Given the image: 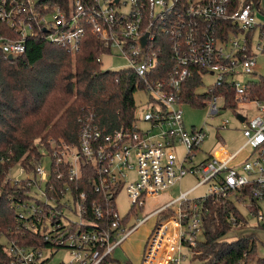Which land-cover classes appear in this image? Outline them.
I'll list each match as a JSON object with an SVG mask.
<instances>
[{
    "label": "built area",
    "instance_id": "2783aa9c",
    "mask_svg": "<svg viewBox=\"0 0 264 264\" xmlns=\"http://www.w3.org/2000/svg\"><path fill=\"white\" fill-rule=\"evenodd\" d=\"M0 20L18 36L0 38V59L23 56L33 39L75 54L90 32L107 49L97 61L102 64V56L118 52L129 62L122 70L134 72L147 98V109L132 127L105 135L95 115L85 114L79 119L78 144L51 140L55 143L38 147L37 160L18 164L9 181L21 195H10L9 201L21 239L4 245L10 264H115L114 251L152 218L156 224L142 264H185L204 241L203 207L209 198L234 202L256 215L250 207L264 203V100L253 97L255 81L242 85L236 78L259 76L264 24L244 0H0ZM221 22L232 23L238 32L220 38ZM167 41L174 69L166 77L161 56ZM195 70L203 81L206 75L215 78L206 92L209 117L243 107L257 113L251 119L237 115L245 137L239 150L221 147L198 162L207 133L186 128L187 105L180 97ZM225 85L234 90L235 109L227 92H218ZM220 128L228 129V122L223 120ZM178 146L184 148L182 158ZM188 175L202 180L131 225L130 213L144 210L148 200L169 192ZM87 181L98 197L81 191ZM201 186H207L206 194L190 198ZM123 189L132 203L125 217L116 206ZM172 208L171 215L158 220Z\"/></svg>",
    "mask_w": 264,
    "mask_h": 264
},
{
    "label": "trees",
    "instance_id": "16d2710c",
    "mask_svg": "<svg viewBox=\"0 0 264 264\" xmlns=\"http://www.w3.org/2000/svg\"><path fill=\"white\" fill-rule=\"evenodd\" d=\"M244 4L249 5L253 13L261 11L260 0H244ZM219 26L220 38L238 32L230 22H221ZM0 38L16 39L18 36L0 20ZM106 51L104 44L88 32L75 54L33 39L28 41L23 56L14 60L0 59V236L4 239H21L16 212L9 201L10 195L21 194L19 187L6 181L7 174L21 162L28 164L40 157L37 140L46 147L49 139L78 144L79 119L89 113L95 115L105 135L132 127L135 122L138 108L134 96L143 89L142 84L132 70H102L97 59ZM161 58L165 68L163 76H169L174 60L168 41ZM203 85L202 75L195 70L183 84L181 102L205 108L210 93L199 92ZM251 91L254 98L264 100V77L252 84ZM218 92H227L229 106L237 107L230 86L225 85ZM81 191L98 197L90 181L82 185ZM250 211L258 213L254 206ZM246 224L245 216L234 202L209 198L203 207L204 241L193 248L196 255L192 262L251 264L256 261L264 264V259L257 260L256 241L252 237H240L231 242L224 240L235 226ZM10 260L0 241V264H10Z\"/></svg>",
    "mask_w": 264,
    "mask_h": 264
},
{
    "label": "rangeland",
    "instance_id": "374dc122",
    "mask_svg": "<svg viewBox=\"0 0 264 264\" xmlns=\"http://www.w3.org/2000/svg\"><path fill=\"white\" fill-rule=\"evenodd\" d=\"M257 19L259 20V18ZM258 42L259 39H256L255 44ZM101 62L102 69L104 71H120L126 68V66L129 64V62L126 59L122 58L116 51H113L111 55L105 54L104 56H102ZM257 72L259 76L264 77V55H260L257 57ZM259 76L241 75L240 77L236 78V80L240 84L244 85L249 81H256ZM214 82L215 78L213 76L206 75L204 78V85L199 89V92L201 94L206 93L209 87L214 84ZM134 99L138 108L137 116L141 117L147 109L145 104L147 98L142 91H138L135 94ZM239 111L240 112L222 110L219 116H217L216 118H211L208 115V108H194L188 105L184 107V121L186 128L189 131H192L193 128H196L197 130L204 128V132L207 133V137L204 143L200 146V150L196 160L197 162L204 160L213 152L219 151L221 147L226 148L229 152H235L242 147L245 142V137L243 136V126L238 121L237 115L243 114L248 117V119H251L252 117L256 116L257 113L256 110L248 107L240 108ZM223 120H226L228 122V129L226 130L220 128ZM140 126L143 127L144 125L140 123ZM55 141L52 142L51 139H49L51 145L54 144ZM36 146L37 148L44 147L40 140H37ZM177 149L178 156L182 158L184 155V148L178 146ZM43 165L45 168L49 167V160L45 159ZM18 168V165L10 168L7 174L6 181L9 182V178L16 175V171H18ZM201 180L202 176L200 175H188L183 179L181 184H177L169 192L163 194L160 197L148 200L144 210H136L133 213H130L132 207L131 200L126 190L123 189L116 199L117 211L121 217H125L130 213V223L131 225H134L138 219H142L143 217L169 204L182 192L191 190ZM206 192L207 186H201L192 194H190L189 197L198 198L206 194ZM256 207V209L258 210V214L256 215L248 212L244 208H240L241 212L245 216V219L247 220V224L245 226H235L233 230L224 238V240L231 242L239 239L240 237H252L256 241L257 260H261L264 259V218L260 220L258 216H264V203H256ZM172 210L174 209H168L161 213L158 220L171 215L173 213ZM155 224L156 221L154 218H152L147 224L137 230L125 242L123 246L118 247L112 254L114 259L116 260L115 264H142L146 243L155 227ZM0 241L4 245L7 242V240L3 237L0 238ZM57 262H59V260H57ZM57 262H54V264H57ZM185 264H200V262L187 261ZM251 264L258 263L254 261Z\"/></svg>",
    "mask_w": 264,
    "mask_h": 264
},
{
    "label": "crops",
    "instance_id": "0c3cea01",
    "mask_svg": "<svg viewBox=\"0 0 264 264\" xmlns=\"http://www.w3.org/2000/svg\"><path fill=\"white\" fill-rule=\"evenodd\" d=\"M260 10L257 11V18H259V22L264 24V0H260Z\"/></svg>",
    "mask_w": 264,
    "mask_h": 264
},
{
    "label": "water",
    "instance_id": "95a60500",
    "mask_svg": "<svg viewBox=\"0 0 264 264\" xmlns=\"http://www.w3.org/2000/svg\"><path fill=\"white\" fill-rule=\"evenodd\" d=\"M142 44H143V45L146 44V36L142 39ZM8 59H9V60H13L12 56H10ZM241 120L244 121L243 118H241Z\"/></svg>",
    "mask_w": 264,
    "mask_h": 264
}]
</instances>
